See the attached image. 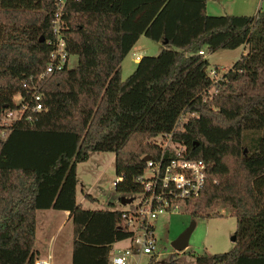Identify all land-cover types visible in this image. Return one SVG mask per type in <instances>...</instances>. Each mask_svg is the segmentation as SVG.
I'll use <instances>...</instances> for the list:
<instances>
[{"label": "trees", "instance_id": "obj_1", "mask_svg": "<svg viewBox=\"0 0 264 264\" xmlns=\"http://www.w3.org/2000/svg\"><path fill=\"white\" fill-rule=\"evenodd\" d=\"M56 1L0 0V111L26 94L25 78L45 70ZM62 17L76 65L46 74L37 117L0 134V264L33 263L36 210L45 208L70 211L71 264H109L112 244L133 232L123 210L78 203L77 164L112 151L115 188L141 191L142 156L159 149L150 139L181 114L174 139L207 166L184 209L209 215L219 204L236 218L232 248L186 264H264V9L210 14L206 0H65ZM140 34L162 48L122 79L121 62ZM242 44L246 52L214 81L198 50Z\"/></svg>", "mask_w": 264, "mask_h": 264}, {"label": "rangeland", "instance_id": "obj_2", "mask_svg": "<svg viewBox=\"0 0 264 264\" xmlns=\"http://www.w3.org/2000/svg\"><path fill=\"white\" fill-rule=\"evenodd\" d=\"M215 4V3H214ZM217 10L221 7L215 5ZM264 9V2L261 8ZM220 14V13H218ZM146 45L145 54H156L162 43L151 38L141 36ZM241 47L218 48L209 57V67H216L219 71H226L231 64L241 55ZM244 49H247L244 48ZM134 49H130L121 62V77L126 78L135 68ZM77 55L71 54L69 67L75 66ZM211 91L214 88H210ZM114 152L92 151L85 161L78 163L77 168V198L82 201L85 208L120 209L127 210L137 205L141 198V191H118L114 180L116 171L114 164ZM90 193L92 198L86 197ZM122 197L130 199L122 202ZM219 204L205 209L209 215L193 216L189 210L179 209L177 211L163 212L154 221L156 248L154 253L135 255L131 257L132 264H186L194 260L197 254H210L229 250L234 241L231 236L235 233L236 218L233 214L225 211ZM42 212H55L54 217L45 222L43 232L39 225ZM58 211L50 209H38L34 249H39V254L46 255L48 250L52 252L53 264H71V252L73 241V224L71 218H66ZM63 221V222H62ZM194 221V227L190 233L188 246L176 251L171 241L177 237L190 223ZM129 244L127 239L116 242L111 248V253L119 246Z\"/></svg>", "mask_w": 264, "mask_h": 264}, {"label": "built area", "instance_id": "obj_3", "mask_svg": "<svg viewBox=\"0 0 264 264\" xmlns=\"http://www.w3.org/2000/svg\"><path fill=\"white\" fill-rule=\"evenodd\" d=\"M64 2L65 0L56 1L51 36L46 39L50 49L45 70L36 79L33 75L25 78L23 86L26 87V94L14 95V105L0 111L2 136L6 135L12 122L31 121L37 117L38 112L43 108L42 93L39 90L40 80L46 74L69 67L71 53L67 49L63 33ZM198 53L205 56L203 49H199ZM140 57V54L134 53L135 60ZM223 72L212 66L208 70L209 76L214 81L220 79ZM185 118L181 114L170 130L160 132L150 139L159 149L158 154L151 155L152 158L146 160L142 171L136 175V180L141 184L142 198L137 205L122 212L125 225L133 233L126 238L129 244L119 246L112 252L109 264H132L131 257L135 255L153 254L156 248L154 221L157 216L163 212L183 209L186 199L196 197L201 192L207 177L205 161L189 156L186 146L174 139V133L183 129ZM120 178L121 176H116L114 184ZM32 264H52V254L48 252L45 256L37 255Z\"/></svg>", "mask_w": 264, "mask_h": 264}, {"label": "crops", "instance_id": "obj_4", "mask_svg": "<svg viewBox=\"0 0 264 264\" xmlns=\"http://www.w3.org/2000/svg\"><path fill=\"white\" fill-rule=\"evenodd\" d=\"M264 2V0H206V10L208 13L210 14H223V13H233V14H255L257 13V11L261 8V4ZM215 3V4H214ZM218 5L221 7V11L216 9V6ZM144 34H140V36L138 37V39L136 40V42L134 43V45L132 46L131 49H134L133 53H138L140 54V56L144 55L146 52V45L143 44L144 40H141V36ZM145 36V35H144ZM147 37V36H145ZM160 42V41H158ZM241 47L242 49V53L246 52V46L244 44L238 46ZM236 47V48H238ZM162 47H159L158 51L161 49ZM205 52V56L209 59L210 55L213 54L215 51L213 52H209L206 48V46H204L202 48ZM241 53V54H242ZM135 62H138L139 59L135 60ZM114 157V155H113ZM77 168H78V164H77ZM86 196V194H85ZM76 198H77V189H76ZM78 203H80L82 205V201L81 198L78 199L77 198ZM50 209L56 210L58 211L60 214H62L64 216L63 221L66 218H70L69 214L70 211L68 209H54V208H45L46 211H50ZM37 211L36 210V223H37ZM55 215V212H42L41 214V218H39V225H42V230L44 232L45 230V222L47 223L49 220H51ZM62 221V222H63ZM36 228L37 226H35V233H36ZM73 242V241H72ZM118 242V241H116ZM114 242L112 244L113 245L116 243ZM36 251L39 253V249L36 247ZM48 252H51V250H48ZM47 252V253H48ZM111 251H110V256H111ZM41 255V254H38ZM53 264V261H52Z\"/></svg>", "mask_w": 264, "mask_h": 264}, {"label": "water", "instance_id": "obj_5", "mask_svg": "<svg viewBox=\"0 0 264 264\" xmlns=\"http://www.w3.org/2000/svg\"><path fill=\"white\" fill-rule=\"evenodd\" d=\"M40 40H43V36L42 35L40 36ZM151 158H152V156L150 154H144L142 156V159L144 161H146L148 159H151ZM129 200L130 199H128V198L122 197V202H127ZM193 227H194V221H192L189 226H187L177 237H175L171 241V245L173 246V248L176 251H181V250L185 249L188 246L189 236H190V233H191ZM235 237H236L235 234H233L231 236L233 241L235 240Z\"/></svg>", "mask_w": 264, "mask_h": 264}]
</instances>
